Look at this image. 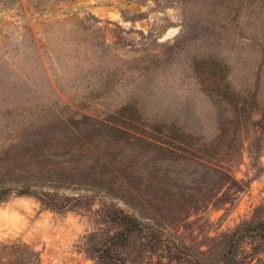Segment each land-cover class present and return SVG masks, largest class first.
I'll use <instances>...</instances> for the list:
<instances>
[{"label":"rangeland","instance_id":"rangeland-1","mask_svg":"<svg viewBox=\"0 0 264 264\" xmlns=\"http://www.w3.org/2000/svg\"><path fill=\"white\" fill-rule=\"evenodd\" d=\"M1 189L39 264H212L264 203V0H0Z\"/></svg>","mask_w":264,"mask_h":264},{"label":"trees","instance_id":"trees-1","mask_svg":"<svg viewBox=\"0 0 264 264\" xmlns=\"http://www.w3.org/2000/svg\"><path fill=\"white\" fill-rule=\"evenodd\" d=\"M28 188L23 191L16 192V195H28ZM10 190H0V202L4 201ZM55 197L48 194H38L36 199L40 204L50 210L60 211L66 208L64 202L55 201ZM66 203L75 201L74 199H64ZM60 201V200H59ZM108 217L112 222L126 226L125 231L131 232L138 229L139 224L135 219L125 215L121 211L115 213L108 212ZM127 233L122 232L115 234L109 238V242L117 240L123 243L126 240ZM223 243V250L220 256L212 264H264L259 258L264 255V203L258 207L250 220L241 222L231 233L223 234L218 239ZM110 246L106 243L98 250L101 252L98 259L106 257L113 260L109 255ZM209 252V250H208ZM110 260H108L110 262ZM0 264H39L38 258L34 252L27 247L20 248L17 244L3 245L0 243Z\"/></svg>","mask_w":264,"mask_h":264}]
</instances>
